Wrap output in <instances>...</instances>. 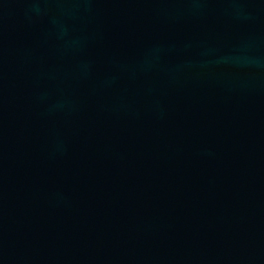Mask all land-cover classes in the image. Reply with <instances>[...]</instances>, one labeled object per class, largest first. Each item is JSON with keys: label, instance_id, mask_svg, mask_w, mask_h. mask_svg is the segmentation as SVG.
<instances>
[{"label": "water", "instance_id": "obj_1", "mask_svg": "<svg viewBox=\"0 0 264 264\" xmlns=\"http://www.w3.org/2000/svg\"><path fill=\"white\" fill-rule=\"evenodd\" d=\"M0 264H264V0H0Z\"/></svg>", "mask_w": 264, "mask_h": 264}]
</instances>
